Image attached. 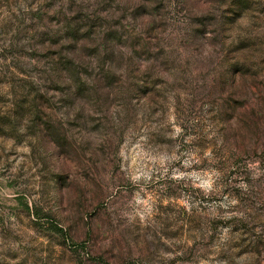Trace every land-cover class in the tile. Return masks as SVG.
Masks as SVG:
<instances>
[{
    "label": "rangeland",
    "instance_id": "obj_1",
    "mask_svg": "<svg viewBox=\"0 0 264 264\" xmlns=\"http://www.w3.org/2000/svg\"><path fill=\"white\" fill-rule=\"evenodd\" d=\"M0 264H264V0H0Z\"/></svg>",
    "mask_w": 264,
    "mask_h": 264
}]
</instances>
